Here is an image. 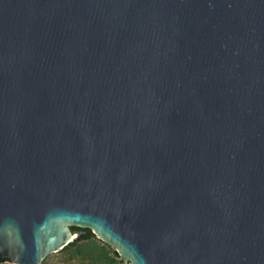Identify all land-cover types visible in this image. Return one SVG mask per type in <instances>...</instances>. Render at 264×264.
Wrapping results in <instances>:
<instances>
[{
  "label": "water",
  "instance_id": "obj_1",
  "mask_svg": "<svg viewBox=\"0 0 264 264\" xmlns=\"http://www.w3.org/2000/svg\"><path fill=\"white\" fill-rule=\"evenodd\" d=\"M86 228L264 264V0H0V259Z\"/></svg>",
  "mask_w": 264,
  "mask_h": 264
},
{
  "label": "trees",
  "instance_id": "obj_2",
  "mask_svg": "<svg viewBox=\"0 0 264 264\" xmlns=\"http://www.w3.org/2000/svg\"><path fill=\"white\" fill-rule=\"evenodd\" d=\"M86 234L62 248L56 253L55 264H124L118 252L109 244L96 237L90 229ZM50 254V255H53ZM41 264H46V259ZM9 261L0 259V264Z\"/></svg>",
  "mask_w": 264,
  "mask_h": 264
},
{
  "label": "rangeland",
  "instance_id": "obj_3",
  "mask_svg": "<svg viewBox=\"0 0 264 264\" xmlns=\"http://www.w3.org/2000/svg\"><path fill=\"white\" fill-rule=\"evenodd\" d=\"M56 262H57V257L54 254L50 255L45 261L46 264H55Z\"/></svg>",
  "mask_w": 264,
  "mask_h": 264
},
{
  "label": "built area",
  "instance_id": "obj_4",
  "mask_svg": "<svg viewBox=\"0 0 264 264\" xmlns=\"http://www.w3.org/2000/svg\"><path fill=\"white\" fill-rule=\"evenodd\" d=\"M2 264H13V263L11 261H6V262H4Z\"/></svg>",
  "mask_w": 264,
  "mask_h": 264
}]
</instances>
